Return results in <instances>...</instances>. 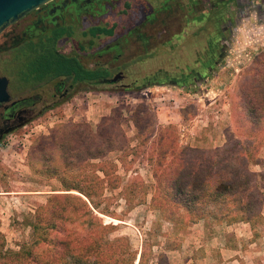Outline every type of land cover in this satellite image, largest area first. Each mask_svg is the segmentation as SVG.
Instances as JSON below:
<instances>
[{
	"label": "rangeland",
	"instance_id": "1",
	"mask_svg": "<svg viewBox=\"0 0 264 264\" xmlns=\"http://www.w3.org/2000/svg\"><path fill=\"white\" fill-rule=\"evenodd\" d=\"M117 7L122 8L121 3ZM252 8L239 17L237 22L242 25L229 34V49L221 52L218 43L212 46V59L218 63L213 64L205 82L191 79L175 85L171 82L162 85L151 83L141 89H121L110 84L93 88L84 85L73 98L37 114L25 125L2 136L0 264L72 263L73 259L65 251L50 250V246L59 248L57 241L63 239L57 230H70L69 239L86 237L90 233L91 227L86 224V219L85 223L76 221L71 224L55 221L54 228H45L47 243L39 241L30 226L35 222L33 217L38 205L45 204L51 193L65 192L61 181L65 184L77 183L84 174L93 170V166L79 168L71 165L67 168L65 165V159L73 163L86 154L72 150L74 144L71 138L83 140V135L79 136L83 128L88 126L94 130L101 119L97 117L96 122L87 119L84 112L87 106L115 105L119 111L126 107L129 113L133 112L142 119L150 116L151 123L158 130L154 132L159 133L161 125H165L162 127L164 133H173L177 139V153L189 147L200 152L214 151L218 156L233 155L240 150L249 159L264 158V106L261 99L264 96V4ZM124 19L125 16L116 10L106 17L110 22L118 20L122 23ZM115 53L109 52V57ZM13 56L14 51L0 53V76L9 79L8 91L14 98L30 95L33 93L31 88L24 87L23 81H20L22 64L17 65ZM121 61H114V65ZM153 65L149 62L147 66L133 64L122 82L138 79L139 84L145 74L156 70L157 66ZM180 67L183 64L165 68L171 74L180 75ZM20 89L21 93L18 92ZM255 100L257 107L252 105ZM145 111L150 114H145ZM159 111L164 115L162 123H159ZM122 117L125 119L126 116ZM122 129L129 140L128 146L124 151L109 154L113 159L118 155L124 157L122 163L116 162L121 186L105 189L104 192V197H110L109 209L117 216L97 211L94 214L103 224L115 225L109 237H127L132 252L117 253L110 260L116 264H129L130 261L138 264L143 252L140 264H264V179L258 180L263 202L256 219L237 221L243 212L236 209L228 211V218L236 220L232 223L210 217L204 220L205 223L198 220L188 222V218L178 219L176 223L165 221L159 211L153 210L150 205L153 166L146 152L154 146L144 137L136 136L135 128L128 119L123 121ZM88 142L93 143L91 138ZM197 144L199 146L196 147ZM90 163H98V160L91 159ZM249 169L264 173L259 165L250 164ZM169 170L166 169L165 173ZM131 179L143 184L145 200L129 206L119 192ZM133 189L135 195L140 194L139 186H133ZM73 190L69 192H76ZM165 195L162 193L158 206L179 210L175 215H184L181 200ZM209 207L214 209V204ZM221 213L227 212L222 210ZM53 239L55 242L51 243Z\"/></svg>",
	"mask_w": 264,
	"mask_h": 264
},
{
	"label": "trees",
	"instance_id": "2",
	"mask_svg": "<svg viewBox=\"0 0 264 264\" xmlns=\"http://www.w3.org/2000/svg\"><path fill=\"white\" fill-rule=\"evenodd\" d=\"M199 47L200 45L178 46L176 50L178 59L174 64L176 66L183 64V67H180L181 73L190 68L195 59H198L197 50ZM26 58L24 69L21 70L25 81L31 79L32 73H35L36 80H41L50 72L55 76L73 73L79 80L84 82L94 80L96 84L101 83L97 79L100 80L107 75L104 68L97 70L84 68L79 73L77 67L69 61L65 62L61 57L54 56L50 52L40 55L35 62H32L30 57ZM148 62L157 67L153 73L141 79V84L161 78V76L169 77L171 75L165 68L172 66L169 62L161 63L159 58L151 57V54H149L147 65ZM159 68L162 70H158ZM261 99L264 106V96ZM256 104L258 102L253 101L254 107H257ZM148 113L145 111V114ZM124 115L125 119L132 122L136 136L144 137L145 141H150V144L154 146L146 152L147 159L153 166L154 183L150 205L153 210L159 211L162 219L176 223L178 219L188 218V222H194L210 217L219 219L220 222L232 223L231 221H251L259 217L263 193L258 180L264 179V173L251 171L249 165L262 162L264 166V159H249L240 150H236L237 153L229 156H218V153L214 151L200 152L189 147L182 148L180 153H177L175 149L177 139L173 133L165 134L164 127H161L159 133H156L154 131L157 128L154 123H151L150 116L142 119L133 112L129 113L126 107H122L120 111L118 107H115L110 114L100 119L94 130L88 126L83 128L79 134V136L83 135V140L77 139L78 143H76L77 140L71 138V142L74 144L72 150L86 154L73 163L69 159H65L66 167L69 168L71 165L79 168L93 166L91 173L84 174L83 178L74 184H65L61 181L65 192L51 193L45 204L38 205L33 217L35 222L30 225L34 236L39 241L48 243L49 240H45V228H54L55 221L60 224H71L76 221L85 223L84 219L87 220L86 224L91 227V231L86 237L69 239L70 230H57L63 239L57 241L59 248L50 246V250H63L68 253L73 259L72 263L68 264H116L110 260L115 254L132 252L128 238L124 236L110 238L109 234L115 225L103 224L101 219L94 214L97 211L111 217L117 216L115 211L109 209L110 197H104V192L105 189H116L121 186L122 180L117 173L118 164L116 162L122 163L124 157L118 155L113 159L109 157V154L114 151H124L128 146L129 140L122 129V123L125 120L122 116ZM89 138L93 143L88 142ZM70 147L71 145H69ZM91 151L92 153H89ZM91 159L98 160V163H90ZM166 169H170V172L165 173ZM162 176L168 178L163 179ZM137 181L131 179L122 186V190L119 192V196L129 206L143 203L145 200L143 184L141 182L139 184ZM133 186H139V195H135ZM69 190L76 192L72 193ZM162 193L181 200L185 214L178 216L175 215V212H179V210L158 206L157 201ZM210 204H214V209L209 207ZM236 209L242 210L243 215L236 220H233L235 218L229 219L228 211ZM222 210H226L227 213H221ZM52 242L54 243L55 240L53 239ZM142 254L143 252H141L138 264L141 262ZM129 264H132V261Z\"/></svg>",
	"mask_w": 264,
	"mask_h": 264
},
{
	"label": "flooded vegetation",
	"instance_id": "3",
	"mask_svg": "<svg viewBox=\"0 0 264 264\" xmlns=\"http://www.w3.org/2000/svg\"><path fill=\"white\" fill-rule=\"evenodd\" d=\"M119 3L122 8L117 7ZM252 7L250 0H49L0 30V53L14 51V62L22 64V69L25 57L35 62L50 52L69 61L79 73L84 68H104L107 75L96 84L79 80L73 73L55 76L50 72L41 80L32 73L25 81L20 69V81L33 93L14 98L8 91L9 100L0 103V130L10 132L25 125L37 114L76 96L84 85L141 89L151 83L205 82L213 64L218 63L212 59V46L218 43L224 51L232 26ZM114 10L125 16L122 23L106 20ZM179 45H200L198 59L188 72L144 84H137L138 79L122 82L133 64L147 66L149 54L173 65ZM109 52L117 53L109 57ZM118 59L122 61L114 65Z\"/></svg>",
	"mask_w": 264,
	"mask_h": 264
},
{
	"label": "water",
	"instance_id": "4",
	"mask_svg": "<svg viewBox=\"0 0 264 264\" xmlns=\"http://www.w3.org/2000/svg\"><path fill=\"white\" fill-rule=\"evenodd\" d=\"M49 0H0V30L7 24L18 20L20 17L30 12ZM115 76L112 80H115ZM8 78L0 76V103L9 100L7 89ZM129 84H122L128 86ZM8 130H0V139ZM84 197V196H83ZM85 198V197H84Z\"/></svg>",
	"mask_w": 264,
	"mask_h": 264
},
{
	"label": "crops",
	"instance_id": "5",
	"mask_svg": "<svg viewBox=\"0 0 264 264\" xmlns=\"http://www.w3.org/2000/svg\"><path fill=\"white\" fill-rule=\"evenodd\" d=\"M251 1V3L253 4V7L254 6H259V5H263L264 4V0H250ZM250 9H253V8H250ZM249 9V10H250ZM240 25H242L240 22L238 23L237 22V24H235L234 26H232V31H233V29H237V27H240ZM225 49L227 50V49H229V45L228 46H226L225 47ZM207 80V79H206ZM115 107H117V106H111V107H101L100 105L98 106V105H96V107H94V108H91V107H89V106H87V107H85V110H84V112H85V116H86V118L87 119H89V120H91V121H93V122H96L95 120L97 119V117H103V116H106V115H108V114H110V112H111V110L113 109V108H115ZM97 114V116H94V114ZM104 114H106V115H104ZM158 119H160L159 120V123H162V116H164L163 115V112L162 111H159L158 112ZM125 116V115H124ZM170 123H167L166 125H169ZM165 125H161V127H164ZM133 128H134V126H133ZM197 146H199L198 144L196 145V147ZM259 159H264V158H260L259 157ZM119 163V162H118ZM253 165H259V166H261V168H262V170H264V166H263V164H262V162H259V163H253ZM255 172V171H254ZM151 177H152V179H153V173H152V171H151ZM125 204H126V202H125ZM199 222H204V220L203 219H201V220H198ZM192 223H195V222H192ZM205 223V222H204Z\"/></svg>",
	"mask_w": 264,
	"mask_h": 264
}]
</instances>
